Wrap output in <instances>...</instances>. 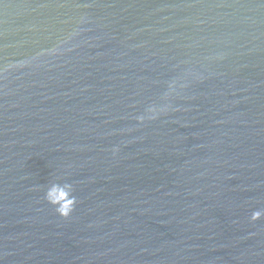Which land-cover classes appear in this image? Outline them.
Masks as SVG:
<instances>
[{"label": "water", "instance_id": "95a60500", "mask_svg": "<svg viewBox=\"0 0 264 264\" xmlns=\"http://www.w3.org/2000/svg\"><path fill=\"white\" fill-rule=\"evenodd\" d=\"M0 264H264V0H0Z\"/></svg>", "mask_w": 264, "mask_h": 264}, {"label": "clouds", "instance_id": "9594fccd", "mask_svg": "<svg viewBox=\"0 0 264 264\" xmlns=\"http://www.w3.org/2000/svg\"><path fill=\"white\" fill-rule=\"evenodd\" d=\"M56 183H52L51 186L45 192V199L55 207L56 212L62 216L67 217L70 214L74 200L71 203H64L63 201H55L50 199L48 192L51 190V187H58ZM261 215V213L254 211L252 213V219H256Z\"/></svg>", "mask_w": 264, "mask_h": 264}]
</instances>
